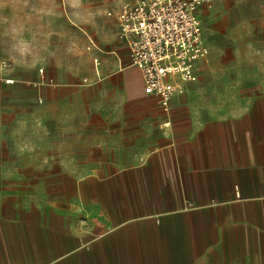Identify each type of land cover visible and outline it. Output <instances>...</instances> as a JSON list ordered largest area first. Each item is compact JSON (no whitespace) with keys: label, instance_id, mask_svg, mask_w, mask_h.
Instances as JSON below:
<instances>
[{"label":"crops","instance_id":"0c3cea01","mask_svg":"<svg viewBox=\"0 0 264 264\" xmlns=\"http://www.w3.org/2000/svg\"><path fill=\"white\" fill-rule=\"evenodd\" d=\"M220 14L205 33L232 46ZM116 34L94 73L115 70L117 104L70 106L39 72H3L0 264H264V57L224 73L207 41L164 113Z\"/></svg>","mask_w":264,"mask_h":264},{"label":"rangeland","instance_id":"374dc122","mask_svg":"<svg viewBox=\"0 0 264 264\" xmlns=\"http://www.w3.org/2000/svg\"><path fill=\"white\" fill-rule=\"evenodd\" d=\"M123 1L0 0V58H8L12 69L26 67L39 72L43 68L54 77L53 86L61 88L70 106L99 104L102 97L117 104L113 98L120 81L109 78L102 82L104 74L115 70L105 67L97 77L94 58L101 59L104 51L110 49L108 41L121 43L116 36L115 18L108 12L116 13ZM213 1L201 9L202 13H221L222 24L232 28L230 46L228 34L205 33L208 17H201L204 43H223L214 52L219 69L232 73V58L256 61L264 57V0H216L211 8ZM90 39L98 48H87ZM119 54L127 61L125 55ZM210 54L211 50L208 57ZM142 100L155 105L151 97Z\"/></svg>","mask_w":264,"mask_h":264},{"label":"built area","instance_id":"2783aa9c","mask_svg":"<svg viewBox=\"0 0 264 264\" xmlns=\"http://www.w3.org/2000/svg\"><path fill=\"white\" fill-rule=\"evenodd\" d=\"M212 0H124L118 11L108 12L115 18L117 33L129 49L130 61L138 66L145 89L157 97V106L168 113L181 81H195V64L206 57L209 48L202 40L200 11ZM87 48H98L90 39ZM100 59L94 58L99 73ZM11 67L8 58H0V80L14 83L13 76H3ZM42 79L54 84L53 76L43 68ZM85 81L88 78H84Z\"/></svg>","mask_w":264,"mask_h":264}]
</instances>
